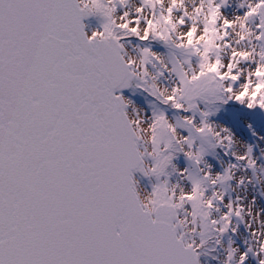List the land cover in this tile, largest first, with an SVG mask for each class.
I'll use <instances>...</instances> for the list:
<instances>
[{
  "label": "snow or ice",
  "instance_id": "6c2138e0",
  "mask_svg": "<svg viewBox=\"0 0 264 264\" xmlns=\"http://www.w3.org/2000/svg\"><path fill=\"white\" fill-rule=\"evenodd\" d=\"M178 2L183 5V0H172L167 13L157 16L156 5L163 0H144L137 15L130 16L120 11L127 0H0V264H201L204 231L237 230L232 217L243 219V205L230 200L216 218L212 209L218 211L216 201H224L225 196L213 189L205 199L210 185L232 179L231 169L237 164L215 176L211 164L200 169L202 176L180 170L191 183L190 191H177L178 184L165 179L142 195L133 177L136 168L146 175H170L165 168L178 151L201 163L205 150L196 144L197 136L212 133L213 128L207 119L210 111L200 109L199 101L212 103L210 93L219 92L217 101L264 108V100L247 103L245 91L255 85L264 92V50L236 49L226 60L218 54L213 59L205 18L202 32L194 23L177 38L176 47L191 50L185 61L171 67L165 63L161 70L178 78L167 95L161 93L163 101L177 109L199 110L201 121L197 124L194 115H184L183 124H173L165 114L156 115L149 148L144 117L130 116L131 101L115 90L128 87L137 77L140 87L157 95L148 86V70L161 57L143 47L138 65L127 55L122 38L135 35L167 43L177 23H188L186 17L196 20L211 13V23L218 24L226 0H208L207 11L200 3L194 16L184 7L175 21L172 13ZM245 4L247 10L237 16L245 17V28L258 17L256 39L264 40V0H240L241 7ZM145 5L152 8L151 15H143ZM92 14L105 19L102 29L89 33L84 17ZM162 21L169 27L154 30ZM235 23L224 16L219 38L227 37ZM211 31L219 33L220 28ZM225 44L232 47L231 40ZM192 55L199 57V70L189 72L183 65L191 67ZM254 56L258 59L243 71L242 62ZM256 97L260 99L259 93ZM178 125L189 134L177 136ZM230 132L227 126L216 132L217 143L231 148ZM252 151L249 145L245 153L232 154L238 161L247 160L244 167L255 173ZM146 153L154 157L153 164L146 166ZM239 183H244L243 177ZM198 220L204 230L199 242ZM189 222L191 231L186 227ZM248 226L255 244L240 251L238 259L236 249L230 247L223 264H244L249 251L264 264L260 243L264 233L251 223Z\"/></svg>",
  "mask_w": 264,
  "mask_h": 264
},
{
  "label": "rangeland",
  "instance_id": "374dc122",
  "mask_svg": "<svg viewBox=\"0 0 264 264\" xmlns=\"http://www.w3.org/2000/svg\"><path fill=\"white\" fill-rule=\"evenodd\" d=\"M140 4L141 0H139ZM219 2V0H217ZM171 3L169 0H163V4H157L159 14L161 12L167 13V8ZM196 4H200V0H196ZM205 6V11H207V7ZM184 7L187 8L188 12L191 11V8L187 5V0H184V6L183 7H176L175 10L172 13L173 20L178 21L179 17L183 14ZM247 10V4H245L243 7L240 6V0H226L223 9H222V15L219 17V22L216 25H213V27H219L220 32L213 33L216 38V45H221L220 47H217V53L213 56V59H215V56L218 54L221 60H226V50H229L227 53V58L230 57L231 53L236 50L240 49L241 46H244V50H251L253 49V45L256 46L255 50L256 53H258L261 50V44L259 40L256 39L257 31H260V29L255 28V24L259 23V18L256 17L255 20H249L248 26H250L252 29L255 30L253 34V39L249 40L248 37H245L244 39H241L240 37H237V39H233L234 36H236V33L233 31V27L228 29L229 35L227 37H224V39H220L219 37L223 35V18L224 16H227L229 19H232L234 15L237 14H243ZM120 11H128L130 16H136V8L133 7L132 0H127L126 6L121 7ZM120 11H117L115 15L119 17ZM151 15V12L147 9H144L143 15ZM146 15V16H147ZM195 15V13H194ZM187 24L180 25L177 23L175 31L172 33V39L169 40V44L173 48H184V47H176L177 38L179 37V34L181 32H184L188 27H190L192 24H198L199 30L202 32L205 25V17L202 13L200 17L196 20L188 19ZM233 20V19H232ZM162 30H165L169 27V25L163 21ZM143 22H141V30L143 31ZM161 27V26H160ZM99 22L93 20L92 18L88 21V31L91 33L95 29H99ZM225 40H231L232 41V47H228L225 44ZM197 42L199 40L197 39ZM126 52L128 56H134L139 55L142 56L141 49L135 44V43H124ZM153 51L157 52L161 60H155V67H153L156 71H153L151 69L148 70V78L153 83V78H155L156 84H153L155 86V89H157L158 93L161 95L162 88H167L169 91L174 86V84L177 82V76L174 72H168L166 69H163V74H161V70L163 68V64H168L170 67L173 64L179 65L181 62L180 59H177V57H174V53L169 54L166 52L165 49H152ZM186 51L189 52L190 49L186 47ZM254 59H258V56H254L253 58H250L247 62H242V68L243 71L247 72L249 70V67L254 62ZM184 68L187 69L189 72H191L193 69H196L198 71V68L194 66V63L191 64V67L184 63ZM154 74V76H153ZM240 81L236 82V85L238 86ZM239 91V90H237ZM257 91L256 88L252 87L249 89V91L246 93V102L251 103L252 100L255 98V96L250 95L251 92ZM164 94V93H163ZM218 94V92L214 91L210 93L209 95ZM162 96V95H161ZM127 99L131 101L129 105H127V111L129 114H133L134 116L137 115V113L144 117L146 121V133L148 134L147 138L145 137V140L148 142L149 148H151V132H150V125L151 121L155 118L154 116H151L148 110L137 100L135 97L131 95H125ZM261 96L259 99V103L261 102ZM241 102V101H240ZM187 103V101H186ZM242 103V102H241ZM259 105V104H258ZM242 106L248 107L246 103H242ZM201 106H199L200 108ZM177 109V108H176ZM201 109V108H200ZM264 109V108H263ZM198 111V110H197ZM196 112V111H195ZM193 112V110H185V109H179V113L176 116V119L173 118L168 112H161L158 111L157 115L159 114H165L168 118V120L176 124L177 121H180L181 124L184 123L183 116L184 115H194L195 121L197 124L200 123L201 118L196 116V113ZM208 121L212 124V128L214 131H221L220 128L222 126H227L231 130V132L234 134L235 137H239L242 141L245 142V147L242 149L241 153H237L235 151V146L232 144L231 148H227V145H219L217 141L219 140V137L213 135L212 133H208L207 135H199L196 140V144L198 142L200 143V146L205 150L204 157L201 161V163L198 165L194 161L190 160L191 165L195 166L193 170L190 168L188 169L185 164L182 161L174 160L170 164V171L168 168V163L165 168V172L169 173L170 175L161 174L159 177L155 173H152L147 178L138 177L137 178V188L140 190L142 195H147L148 192H151L153 189V185L159 183L162 180L167 179L170 184H178L177 191L180 190V188H183L185 191H190L191 186L189 180H187L186 176L182 177L180 170L188 169L189 172L193 173L194 175L202 176L203 173L200 172L201 168H204L207 170L206 164L212 165L213 170V176H215V172H222L226 167H228L231 162L222 159L219 155H214V151L212 148L217 145L218 147L222 148L223 150L229 152V155H232L233 158L237 159L236 155H233L232 153L235 152L237 154H243L247 151V147L249 145L252 146V157L256 160V171L254 173L253 169L251 167H244V165H247V160L239 161L240 163L237 167H233L231 169L232 179L223 183H217L216 185H213L211 190H208V196L205 197L207 199L211 196L213 189L216 190L217 194H223L225 196L224 201H216V204L219 205V210L217 211L215 208L212 209L211 215L213 217L219 218L223 215L224 210L226 209V206L228 205L229 201L231 200L233 204L237 205H243V219L240 217L235 216V219L232 220V227L236 228L237 230L235 232L232 231L230 228V234L227 235V237H218V240L220 241L218 243L219 249L217 251V257L219 263L223 264L225 259L227 258V251L230 247L235 249H240L241 251H246L249 249L250 245L255 244L254 236L252 230L249 228L248 224L251 223L253 228H256V224L254 221V216L259 215L261 218H264V129H261L260 127L257 128L247 117H241L237 120H240V123L236 121L235 119L231 117H227V115H222L220 117H211L209 116ZM188 129L177 126L176 134L177 136L187 135L186 131ZM223 131V130H222ZM234 138V137H233ZM143 148V145H141ZM227 149V150H226ZM183 152V151H182ZM184 153V152H183ZM185 154V153H184ZM186 155V154H185ZM145 159L147 162V165H151L152 163L151 158H154L151 155L145 154ZM189 162V161H188ZM192 166V167H193ZM244 178V183H239L241 178ZM251 177V180L248 178ZM223 184V186L221 185ZM225 184H227V187H229V191H224L223 188H225ZM239 197L237 200L236 198ZM186 207H189L188 204L185 205ZM181 215L183 216L184 213L181 212ZM189 221H191V216H189ZM189 231L193 228V224L189 222L186 226ZM199 231V227L196 226V231ZM196 240L197 237L195 236ZM198 242V241H197ZM236 258H239L238 252H236ZM201 264H210L207 261L201 262ZM244 264H259V258L253 253V251H249L248 257L245 260Z\"/></svg>",
  "mask_w": 264,
  "mask_h": 264
},
{
  "label": "trees",
  "instance_id": "16d2710c",
  "mask_svg": "<svg viewBox=\"0 0 264 264\" xmlns=\"http://www.w3.org/2000/svg\"><path fill=\"white\" fill-rule=\"evenodd\" d=\"M143 2H144V0H141V3H143ZM145 9L152 12V8L149 7L148 5H145ZM156 12H157V16H159V10H158L157 5H156ZM92 19L95 21H98L99 26H100L99 29H102L103 21L105 18L99 14H93ZM162 25H164L163 21L160 23L161 27L158 26L156 29L162 30ZM213 33H215V32L209 31L207 33V37H206V40H208L207 38L209 36L212 37L211 40H208V41H210V46L212 47V56H214L217 53V47H215L217 41H216L215 35ZM122 42H125V43H132L133 42L140 49L143 47H150L151 49H154V48L165 49L166 52L169 51L168 52L169 54L174 53V57H177V59H180L183 62L185 61L186 56H188L190 51H191L190 50L189 52H187L186 47L180 48V49L173 48L169 44V41L166 43L159 38H150L149 40L145 41V40H141L139 37H136L135 35H129V36L123 37ZM198 60H199L198 56L192 55V62L195 64L194 66H196L199 70ZM153 67H155V63H153V64L150 63L149 69L156 71ZM140 83H142V81H140L138 78H136L133 87H131V89L127 92L128 95L135 97L146 108V110H148L150 112V114L152 116L155 117L157 115L158 111H161V112L165 111V112H168L173 118L176 119V116L179 113V109H176V107L171 102L165 103L163 101V97L158 93L157 89H155V86L153 85L152 81L148 78V81H147L148 86L154 87V89L157 92V95H153L152 91L148 87H140L139 86ZM216 95H219V92H218V94L209 95L210 100L213 101L212 103L208 104L203 100L199 101V106H201L200 107L201 109H205V110L210 111L211 114L209 116L220 117L222 115H227V117H231V118L235 119L236 121H238V123H240V120H237L239 118V116H244V117L249 118L253 122V124H255L254 126H256L258 128L260 127L261 129H264V109L261 108L258 104L255 106V108H249V107L242 106L241 102L236 101V100H228L225 103L223 101H217L215 99ZM259 97H260V95H259ZM252 102L259 103V99H257V97H255ZM185 103H186V101H185ZM217 108L219 109L218 111H216ZM195 113H196V116L201 118V113L199 110L196 111ZM186 134L187 135L189 134L188 130L186 131ZM197 145L200 146V143L198 142ZM176 147L178 148L179 145H177ZM212 149L215 153L214 155L219 154L222 158H224L228 161H231L233 164H237V165L239 164V162L235 158H232V156L229 155V153L227 151L220 148V146L218 147L217 145H215V147ZM170 151H174V149H170ZM188 159L189 158L182 151L176 152V154L172 157L171 162L168 163L169 171L171 170L169 166L172 162H174V160L182 161L188 169L190 168L191 170H193V168L195 166L191 165L190 160H188ZM150 162L153 164L154 158H151ZM221 185L223 186V184H221ZM190 186H191V183H190ZM212 187H213V185H210L208 190H211ZM223 190L229 191V187H227V184H225V188H223ZM188 205L191 208V205L190 204H188ZM233 219H235V215H233L232 220ZM196 226L199 227V231L198 230L196 231V237H197L198 242H199V240L201 239L200 232L204 231L202 226H201L200 220L197 221ZM228 234H230V230H228L224 234H220L219 232H217L211 228L204 231L206 243H205L203 249L201 250V257L203 258V260L209 262L210 264H221V263H219L218 257H217V251L219 249V245H218L217 241H218L219 236L226 238Z\"/></svg>",
  "mask_w": 264,
  "mask_h": 264
},
{
  "label": "clouds",
  "instance_id": "9594fccd",
  "mask_svg": "<svg viewBox=\"0 0 264 264\" xmlns=\"http://www.w3.org/2000/svg\"><path fill=\"white\" fill-rule=\"evenodd\" d=\"M169 2L172 3V0H169ZM200 3H204L206 5V7H208V0H200ZM132 4H133L134 8H137L138 6L141 5L139 0H132ZM187 5L189 8H191V11L189 12V14L194 16V9L197 7L196 0H187ZM183 6H184V0H183V5L180 4L179 2L176 4V7H178V8L183 7ZM145 15H147V13H145ZM204 17L209 20L210 32H212L211 29L214 27H213V24L211 23V13H205ZM232 19L234 21H236V23L233 25V31L236 33V36H234L233 39H237V37L241 38V36H245V37H248L249 40H252L255 30L252 29L250 26H248L247 28L244 27L245 17L243 15H240V16L234 15ZM158 26H160L159 22L153 26L154 30ZM207 39L211 40L212 37L209 36ZM255 48H256V46L253 45V49H255ZM241 50H244V46H241ZM261 50H264V45H261ZM228 51L229 50H226V56H225L226 59H227ZM130 57L132 59L136 60L138 65L142 63V56L134 55V56H130ZM153 76H154V74H153ZM261 83H264V81H261ZM153 84H156L155 78H153ZM253 87L256 88L257 91L251 92L250 95L255 96L257 93H259V95L261 96V99L264 100V92H260L259 88L255 85ZM161 90L165 95H167L169 93V89H167V88H162ZM237 90H239V89H237ZM245 91L248 92L249 89H246ZM130 116L135 117L133 114H130ZM223 128H224V126H222L220 128V130L222 131ZM212 132H213V135H215V133L218 131L212 130ZM230 134L234 137L232 144L235 146V151L237 153H241L242 149L245 147V142L242 141L239 137H235L232 132H230ZM147 136H148V134L145 133L146 138H147ZM254 221L256 224V228L259 230V233H264V218H261L257 214L254 216ZM260 243L262 245H264V238H261ZM240 251H241L240 249H236V252H238V254L240 253Z\"/></svg>",
  "mask_w": 264,
  "mask_h": 264
},
{
  "label": "water",
  "instance_id": "95a60500",
  "mask_svg": "<svg viewBox=\"0 0 264 264\" xmlns=\"http://www.w3.org/2000/svg\"><path fill=\"white\" fill-rule=\"evenodd\" d=\"M91 15H89V16H86V17H84V19H88V17H90ZM85 21V20H84ZM261 44L262 45H264V40H261ZM133 79H134V77L132 78V80H131V82H130V84H129V86L128 87H124V88H117L115 91L116 92H121V91H123V90H127V89H129L130 88V86H131V84H132V82H133ZM141 174L143 177H147V175L143 172V171H141V170H139V168H136V169H133V177H135V175L136 174Z\"/></svg>",
  "mask_w": 264,
  "mask_h": 264
}]
</instances>
